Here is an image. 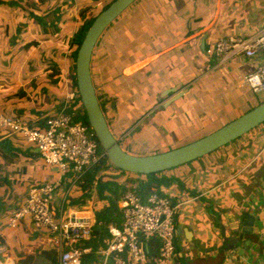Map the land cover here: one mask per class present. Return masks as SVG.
<instances>
[{"label": "crops", "instance_id": "0c3cea01", "mask_svg": "<svg viewBox=\"0 0 264 264\" xmlns=\"http://www.w3.org/2000/svg\"><path fill=\"white\" fill-rule=\"evenodd\" d=\"M152 1L145 3L142 0L123 13L127 22L122 28H112L107 46L102 44L105 54L99 55L108 64L99 63L98 91L101 100L105 101L110 130L120 142L139 134L141 139L152 138L145 132V125L155 119L161 123L166 135L174 132L178 125L187 133L201 132L207 128H220L263 103V95L258 96V104L250 98L249 92H253L243 81L245 74L255 70L258 59L237 55L230 62L216 66V58L207 56L205 51L221 37L246 38L263 28L264 0ZM144 3L147 6L153 3L151 13ZM28 28L31 35L32 27ZM33 38L36 39V35ZM33 79H23V84L18 87L27 90L29 86L26 85L30 82L27 91H32ZM215 92H218L216 96ZM45 100L38 111L42 118L56 112L54 96ZM197 101L200 106L195 105ZM25 103L27 101L13 100L12 105L18 104V108L10 113L0 110V113L13 114L29 122L40 119L34 113L36 111L32 112L34 108ZM19 110H23V115L14 113H20ZM160 112L164 118L154 117ZM188 126H192L190 131L186 130ZM3 132L0 140L8 138L23 153L29 150L35 153L19 138L6 137ZM24 145L28 147L25 150L22 149ZM142 150H135L138 156H146L139 153ZM156 151L152 150L151 154ZM21 156L27 159L26 165L33 174L38 175V181L57 178L56 173L45 174L38 170L39 164L33 165L40 160L39 156L34 161L27 155ZM52 171L57 172L55 168ZM164 176L176 178L172 185L160 188L164 189L171 204L179 206L175 229L177 248L182 247V250L177 251L173 264H179L177 259L184 257H193L191 264L199 259L214 260L225 250L222 225L227 227L226 236H232L230 219L242 218V212L254 216V227L260 235L246 234L244 241L237 245L243 248L244 254L239 255L234 248L225 252L217 264H264V123L190 166L164 172ZM21 193L18 197L11 196L13 203L4 204L9 212L24 197L25 193ZM90 198H86L84 206ZM75 199H78L76 195L73 196ZM99 200L100 206L86 207L91 209L95 223V208L107 204L100 197ZM5 224L6 221L0 225V247L8 253L0 259V264H58L47 236L35 231L28 220L21 221L15 228ZM249 240L250 244L247 243ZM104 248L98 251L102 257L99 264H103L100 252ZM146 249L149 254V244ZM92 253L89 252L82 264L93 257ZM158 254L159 250L154 259L149 256L150 264H159L156 263Z\"/></svg>", "mask_w": 264, "mask_h": 264}, {"label": "built area", "instance_id": "2783aa9c", "mask_svg": "<svg viewBox=\"0 0 264 264\" xmlns=\"http://www.w3.org/2000/svg\"><path fill=\"white\" fill-rule=\"evenodd\" d=\"M205 53L216 58V66L230 62L237 55L258 59L255 70L245 74L243 81L253 94L264 96V27L246 38L221 37ZM64 103L65 107L60 112L43 118L44 124H40L41 118L29 122L0 113L3 134L9 131L6 137H17L21 143L38 149L39 158L58 172L55 180L28 189L19 204L7 215V225L15 228L21 221L28 220L35 231L47 236L58 264H82L83 257L89 254L86 244L91 240L95 221L88 208L72 205L71 199L81 194V186L89 172L104 159L109 160L92 128L80 114H76L81 104L77 88L68 92ZM68 106L75 111L73 114L64 110ZM120 209L122 226L119 227L116 222L108 224L110 237L100 252L103 264H130V259L136 264H150L152 260L146 244L152 241L160 244L156 263L169 264L174 261L175 218L179 206H172L168 198L155 192L142 200L127 191ZM7 253L0 247V257Z\"/></svg>", "mask_w": 264, "mask_h": 264}, {"label": "rangeland", "instance_id": "374dc122", "mask_svg": "<svg viewBox=\"0 0 264 264\" xmlns=\"http://www.w3.org/2000/svg\"><path fill=\"white\" fill-rule=\"evenodd\" d=\"M142 0H137L134 3V6H137L139 3H141ZM145 3H150L149 0H144ZM65 2H70L69 0H65ZM75 4L78 3L79 6L76 7L74 9V12L71 14L70 17L74 16V18H76L77 21L82 20V16L85 14V18H89L91 16H95L96 13L100 10L101 7L104 6V3H106L107 1H99V2H95L93 0H74ZM80 2H83V4H81ZM152 2H156V0H153ZM145 8L151 13L152 9H153V3L150 5H145ZM85 5V6H84ZM65 7L67 8V6L65 5ZM150 13L148 15H150ZM12 11H10V9H8L7 7H3L0 9V93L2 94V98L6 99L8 108L4 109V107H0V110L2 111H6L8 113H10L12 110H15L16 108H18V104L16 105H12V101L11 103L9 102L11 100V98L13 97L14 100H19L20 102H26L25 104H30V108H34L32 110L38 112L40 109L39 108H43L42 105L46 103L45 98H50V95L54 96V99L59 98V96H61V94H64V89L61 87L60 82L57 81V78H67V70L64 69L62 71V75L61 76H53L52 77V69H50L51 67H48V71H44L46 68V59L43 55V53L46 54L47 59L50 58L52 55V46H49V44H45V43H40V45L36 48L31 47L28 51H18L19 47L17 45V39H14V32H17V28L13 27V23H15L14 21V16L12 15ZM10 22V26L8 28V32H5L4 29V24L5 22ZM71 21V18H70ZM13 22V23H12ZM127 22V19L125 17V14H122L121 16H119L112 24L110 27L107 28V30L103 33V35L101 36L100 40L98 43H101L102 41H105L112 28H122V26ZM22 29V28H21ZM67 29V28H66ZM76 28H71V29H67V31L62 35L56 38V42L57 44H59L62 47V51H67V46L68 45H63L64 43L67 42V38L70 34H72L71 32L74 31ZM23 30V29H22ZM24 30L20 33V39L22 38V34H23ZM41 33V30H40ZM25 37V36H24ZM13 41H16V43H14ZM97 46V45H96ZM61 52L60 50L57 51ZM31 60H33V62H31ZM64 64L67 65V60L66 58H63ZM29 77H34L33 79V83L36 84V88H33L32 91L28 92V95H30L31 99L29 98V96H27L26 99H20L19 97V93H17L20 89L18 87L19 84H23V79H28ZM96 83L98 84L99 87V79L96 78ZM29 86L27 87V90L30 89V82L26 85ZM47 87L49 89L48 93H45L42 89ZM26 88V87H24ZM39 88V89H38ZM40 91H38V90ZM37 90V91H36ZM250 90V89H249ZM66 91V90H65ZM251 91V90H250ZM52 92V93H51ZM17 93V94H16ZM163 93L160 92V95ZM251 94L252 97H250L251 99H253L254 102H256L258 104L259 99L258 96L259 95H253V93L249 92ZM68 92H65V98L67 96ZM218 94V92H217ZM216 92L214 93V96L217 95ZM222 95V93H221ZM205 98H203L202 104H204V100ZM101 101L102 104V109L104 111V114L106 113V109L104 108L105 105L104 103ZM262 102H264V99L261 100ZM33 102V103H32ZM35 103L38 104L35 106ZM255 103V104H256ZM261 104V103H260ZM259 104V105H260ZM196 106H200V102L197 101L195 102ZM68 108H72L71 106H68ZM20 112L23 113V110H19ZM13 115V114H11ZM106 118L107 115L105 114ZM156 118L162 117L164 118V114H162L161 112L159 113V115L154 116ZM108 120V118H107ZM179 121V119H178ZM109 124V123H108ZM161 123H158L157 120H153V122L147 123L145 126V132H147L148 135H151L152 138L149 137H142V139L139 137V135H135V138H132L131 136H129V138L126 141H122L120 142L121 147L127 151L130 154L133 155H137L138 153L135 151L137 148H141L143 149L141 152H139L140 154L142 153L143 155H151V151H155V149L157 150L155 153H162L165 151H169V150H173L179 147H182L184 145H187L191 142H194L196 140H199L211 133H213L214 131L220 129L218 127H214L213 130H210L211 128H207L204 129L203 131H199V132H194V133H187L184 132V130H182L180 127L176 126L174 127L176 130L174 132H172L169 135H166V132L164 131L163 128H161ZM225 125V124H224ZM221 126V125H220ZM111 127V125H110ZM223 127V126H222ZM112 129V127L110 128ZM192 129V126H188L186 128L187 131H190ZM2 133V130L0 129V134ZM141 133V132H140ZM5 134H9V131H5ZM1 136V135H0ZM116 136V135H115ZM116 138L118 139V137L116 136ZM180 138V139H179ZM119 140V139H118ZM188 142V143H187ZM235 142V141H234ZM143 143V144H141ZM164 145V146H163ZM125 146H129L128 149H125ZM28 148L27 146H22V149H26ZM38 155V154H37ZM39 156V155H38ZM209 156V155H207ZM206 157V156H205ZM204 158V157H203ZM202 158V159H203ZM201 160V159H198ZM26 161L27 159H25L23 156H20L19 159H17L16 161H14V163L10 164L5 162L4 160L0 159V179H3L5 177H7L10 182H11V191H5V193H1L4 192V188L1 187L0 189V225L2 223H4L6 221V226L7 225V214L9 212V209L4 207V204H8V203H13L14 201V197L16 192L19 194L21 192V194H26L28 189L33 185H37L40 180L38 181L37 179L39 178L38 175H34L33 172L29 169V166L26 165ZM40 162V163H39ZM109 161H105L103 162V168L101 171V177H108V176H112L113 179H108L109 181H113V182H117L119 183V186L117 187V193L112 196L114 199L119 200L118 201V213H120V220L118 222H116V224L121 227L122 226V222H123V217H122V210L120 209V203L123 199L124 194L131 190L132 193H134L136 196L137 193L133 192V189L135 187L134 182H132V178L133 180L135 179V177H129L131 176L129 174V176H127L128 174H119V171L117 170V168H115ZM34 164H39L38 165V170H40L41 172L44 171L46 172L45 174H48L49 172L53 174L56 173L55 177H58V172H53V168L46 165L45 162L40 159L39 161L37 160ZM192 163L187 164L186 166H190ZM181 167H185L181 166ZM27 168L28 171L24 174L23 173V169ZM174 168V169H178ZM173 170V169H172ZM32 172V173H31ZM38 173V172H37ZM107 173H111L110 175ZM163 177L164 173H161ZM161 174H159L161 176ZM105 177V178H106ZM129 177V178H128ZM141 178H145L144 176H142ZM166 178V177H165ZM146 179V178H145ZM172 180V184L174 181H176V178L173 177ZM48 181V180H46ZM45 181V182H46ZM43 182H40V184ZM116 183V184H117ZM98 184V183H97ZM97 184L94 185V189L93 192L91 191V198L89 199V203L85 206V207H91L93 208L94 205L100 206V191H102V188L104 189V196L110 195V192L112 189H115V183L111 185H104V186H97ZM171 184V185H172ZM21 187H23L22 189H20ZM114 187V188H113ZM163 188H160L158 192L159 195L166 197V195L164 194V191L162 190ZM154 193V192H153ZM152 194V193H151ZM12 196V197H11ZM77 197H79L80 195H76ZM140 196V195H139ZM138 196V197H139ZM140 198V197H139ZM147 197L145 196L143 198V200H145ZM167 198V197H166ZM172 206H174V203L171 204ZM78 207H81L79 205H76ZM84 206V205H83ZM88 208V209H89ZM91 209H89L88 212H90ZM11 212V211H10ZM9 212V213H10ZM233 218L230 219V224L232 223ZM113 222V221H112ZM106 228L108 229V226H106ZM175 256L177 255V251L180 253L182 250V247L177 248V242H176V237H175ZM87 248L89 249V252H93L92 249L87 246ZM207 249V248H205ZM204 249V250H205ZM197 256V255H196ZM179 260V262L181 264H191V262L193 261V257H184L182 259H177ZM102 261V257H100V255L98 254V251L95 253H93V257L91 259H87L85 264H99V262ZM160 262V261H159ZM178 262V263H179ZM82 263H83V259H82ZM179 263V264H180ZM130 264H136L133 260L130 259ZM169 264H173V262H170Z\"/></svg>", "mask_w": 264, "mask_h": 264}, {"label": "trees", "instance_id": "16d2710c", "mask_svg": "<svg viewBox=\"0 0 264 264\" xmlns=\"http://www.w3.org/2000/svg\"><path fill=\"white\" fill-rule=\"evenodd\" d=\"M70 2H65V0H0V6L7 7L12 11V15L14 16L13 26L15 25L17 28V32H14V37L17 39V45L19 47L18 51H28L31 47H38L40 43L49 44V46H52V55L50 58L47 59L46 54L43 53L45 59H46V68L44 71H48V67H51L52 69V77L53 76H61L62 71L64 69L67 70V78H57L60 82L61 87L64 89V94L59 96V98H55L54 105L56 112H60L65 107V92H70L73 89L77 88V82H76V76H75V62L78 50L81 46V43L90 28L91 24L93 23L95 17L101 13L103 10H105L111 2L114 0H93L95 2L99 1H107L104 3V6L100 8V10L96 13L95 16H91L89 18H85V14L81 17L82 20L77 21L74 16L70 17L71 14L74 12V9L76 7V4L74 0H69ZM83 4V2H80ZM67 6V8L65 7ZM85 6V5H84ZM39 13V14H37ZM71 18V21H70ZM7 21V20H6ZM10 22H6L5 24V32H8V28L10 27ZM31 28V35L29 33V28ZM12 27V26H11ZM76 28L74 31H72L68 38L67 42L63 45H68L67 51H62V47L57 44L56 38L59 36H62L67 29ZM24 30L22 34V38L20 39V33ZM67 28V29H66ZM41 30V33H40ZM70 31V30H69ZM36 35V39L33 38ZM25 36V37H24ZM103 43H108V38L105 41H102L101 43H98L92 57L91 62V70H92V76H93V83L96 89V93L98 96V99L101 100V96L98 91V86L95 82V79L98 78V72H99V63L101 64H108L105 61H102L99 58V55H104L105 50L102 46ZM60 50L61 52L57 51ZM63 58H66L67 65L64 64ZM33 62V60H31ZM50 71V70H49ZM34 88H36V84L33 83ZM45 93H48L49 89L47 87L42 89ZM66 90V91H65ZM17 93H19L20 99L27 98L28 91L25 89H20ZM16 93V94H17ZM52 93V92H51ZM14 100L13 97L9 101ZM62 101V102H61ZM103 103H105L104 100H102ZM6 99L2 98V94L0 93V107H4V109H7L8 106ZM53 105V106H54ZM100 105L102 108V104L100 101ZM76 106V103L74 104ZM52 108V106H50ZM67 113L73 114L75 111H73V108H66L64 109ZM76 114H80L81 118L88 123L84 108L82 104H80L79 109L76 110ZM17 115H23L18 112H15ZM38 115V117L42 118L41 112H34ZM48 113V112H47ZM46 114V113H45ZM45 119H41L40 124H44ZM1 139V138H0ZM102 149V148H101ZM103 150V149H102ZM21 155H27L30 160H35L37 158V154L33 153L31 150H29L27 153H23L20 148H16L13 146V143L10 139L5 138L0 140V159L4 160L7 163H14ZM103 162L95 167L92 171L89 172V174L86 176L85 183L81 186V196L78 197V199L73 200L71 199V204H83L86 200V198L91 197V191L93 192L94 185L97 184V186H104L106 184L111 185L115 183V189H112L110 192V195L104 196V189L102 188V191H100V199L102 202L107 201V204L103 207H96L95 208V216H96V223L93 226L92 229V237L90 242L87 244L89 246L93 253L99 251L101 247L106 246V240L110 237L108 233V229L106 226L110 222H118L120 220V213H118V201L117 199H114L112 196H114L117 193V187L119 186V183L109 181L108 179H113L112 176L110 177H101L99 176V173L102 171L103 168ZM27 172V169H23V173L25 174ZM129 173H123V175ZM158 174H151V175H135L130 174L129 177H135L131 179L132 182H134V189L133 192L137 193V195L143 200V198L146 196L148 197L153 192H158L160 187L162 185L164 186H170L172 183L171 179L165 178ZM26 175V174H25ZM144 176L145 178H141ZM128 177V178H129ZM40 183V182H39ZM117 183V184H116ZM11 182L10 180L5 177L3 179H0V189L1 187L4 188L5 191H11ZM33 186V184H32ZM21 187L20 189H22ZM114 188V187H113ZM131 191V190H129ZM20 194V193H19ZM19 194L16 192L15 197H18ZM82 205V206H83ZM160 248V244L157 241H152L149 243V256L154 259L156 256L157 251ZM54 256H56L55 252L52 251ZM92 253V255H93ZM89 254L85 255L83 257V260L87 258ZM57 257V256H56ZM57 259V258H56ZM58 260V259H57ZM58 263V262H57Z\"/></svg>", "mask_w": 264, "mask_h": 264}, {"label": "water", "instance_id": "95a60500", "mask_svg": "<svg viewBox=\"0 0 264 264\" xmlns=\"http://www.w3.org/2000/svg\"><path fill=\"white\" fill-rule=\"evenodd\" d=\"M136 1L114 0L105 10L99 13L81 43L75 62L77 89L88 124L92 128L101 148L106 152L109 162L115 168L120 170L122 174L151 175L164 173L201 159L264 123L263 102L213 133L182 147L147 156L133 155L125 151L119 140L111 132L107 118L101 108L93 83L91 62L96 45L103 33ZM33 151L39 153L38 149H33ZM240 214L242 218H233L232 220L230 226L232 236H226L227 227L225 225L221 227L222 241L225 246L224 252L222 251L214 260L199 259L195 264H217L223 259L225 252H229L234 248L239 255L244 254L243 248H239L237 245L244 241L246 234L259 236L260 231L257 227H254V216L248 212ZM247 243L250 244L251 241L249 240Z\"/></svg>", "mask_w": 264, "mask_h": 264}, {"label": "clouds", "instance_id": "9594fccd", "mask_svg": "<svg viewBox=\"0 0 264 264\" xmlns=\"http://www.w3.org/2000/svg\"><path fill=\"white\" fill-rule=\"evenodd\" d=\"M78 90V89H77ZM79 93V92H78Z\"/></svg>", "mask_w": 264, "mask_h": 264}, {"label": "flooded vegetation", "instance_id": "af4514ba", "mask_svg": "<svg viewBox=\"0 0 264 264\" xmlns=\"http://www.w3.org/2000/svg\"><path fill=\"white\" fill-rule=\"evenodd\" d=\"M108 121V120H107Z\"/></svg>", "mask_w": 264, "mask_h": 264}]
</instances>
